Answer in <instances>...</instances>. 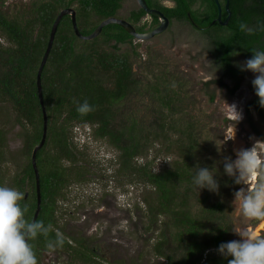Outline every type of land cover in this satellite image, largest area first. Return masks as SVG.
Returning a JSON list of instances; mask_svg holds the SVG:
<instances>
[{
	"label": "trees",
	"instance_id": "trees-1",
	"mask_svg": "<svg viewBox=\"0 0 264 264\" xmlns=\"http://www.w3.org/2000/svg\"><path fill=\"white\" fill-rule=\"evenodd\" d=\"M175 1L174 8L163 7L158 1L153 6L168 19L195 23L196 31L209 38L217 67L237 83L231 91L234 94L244 77V71L236 67L237 59L246 60L252 50H264V30L256 28L257 22L264 23V0H229L228 27L212 24L217 15L215 0ZM123 2L34 0L14 11L6 8L4 2L0 4V111L2 115L7 114L4 109L9 106L17 126L24 133L28 131L23 135V155L27 161L13 181L16 190L25 193L20 204L27 208L25 219L28 221L34 220L38 203L32 152L42 139L44 123L37 73L51 27L62 10L76 6L78 29L82 35H89L103 20L117 18ZM146 15L139 8L125 20L137 24ZM241 23L252 27L253 32L241 31ZM147 27L140 26L138 32L145 33ZM134 40L118 25L106 26L93 40H80L74 33L70 16L61 20L41 76L48 128L45 145L36 157L41 205L35 220L51 228L47 237L38 235L29 243L38 261L40 252L49 250L47 242L55 239L61 216L59 204L69 200L71 185L88 181L89 172L80 166L86 156L78 152L71 129L89 125L94 138L105 140L119 154L117 173L130 177L129 183L138 181L142 184H136L149 187L141 200L146 207L144 216L149 219L147 232L157 231L158 219L165 217L152 245L155 256L165 259L164 264H227L231 257L221 256L216 248L232 238L231 205L223 195L230 185L234 187L233 178L223 173L217 161L209 159L217 151L207 143V136L197 134L199 122L183 114L186 106L178 95L183 86L181 81L163 72L162 76H154L153 82H144L145 78L135 71L140 55ZM215 83L204 84L205 95L211 103L215 101V94L209 89ZM137 96L151 98L156 112L153 122L128 114L126 105L138 99ZM85 100L92 110L80 114L76 111L77 102ZM252 109L264 119V108L256 95L248 106V117ZM5 132L0 125V186L6 180L3 174L7 163ZM155 142L168 143V153L175 152L177 156L176 161L159 172H154L149 162L136 163ZM211 149L215 152L210 153ZM196 167L212 169L220 185L217 194L194 187L192 176ZM193 207L198 208L197 212ZM150 241L146 239V243ZM87 244L84 239L64 238V244L54 249L69 253L75 263L94 264L91 258L96 256V251ZM206 251L209 253L204 256Z\"/></svg>",
	"mask_w": 264,
	"mask_h": 264
},
{
	"label": "rangeland",
	"instance_id": "rangeland-1",
	"mask_svg": "<svg viewBox=\"0 0 264 264\" xmlns=\"http://www.w3.org/2000/svg\"><path fill=\"white\" fill-rule=\"evenodd\" d=\"M32 1L34 0H0V4L4 2L6 8L14 11L16 7L28 6ZM161 1L172 6L170 0ZM75 8L73 6L72 9ZM138 9L137 0H124L117 18H128L132 11ZM147 19L141 24H148ZM134 45L138 47L140 55L135 71L145 78L144 82H153V77L162 76L163 72L167 76L172 74L176 80L181 81L183 86L178 95L186 106L183 114L199 122L200 132L197 134L207 136V143L212 144L217 151L214 153L215 150L211 149L210 153L214 154L209 159L217 161V165L223 167L225 157L235 159L236 151L251 148L257 141L256 151L264 158V119L254 109L251 110L250 117L247 115L248 106L255 99L251 84L253 73L244 71L239 88L231 94L237 86L236 81L224 76L217 67V60L210 51L209 38L196 31L188 22L174 21L163 34L144 42L134 40ZM244 61L242 57L237 59L238 63ZM208 81L216 82L209 89L215 94L213 103L209 102L204 91V84ZM137 98L139 100L127 103L128 114L134 113L153 122L156 112L151 106V98ZM233 104L241 112L242 118L239 121H236L230 107ZM4 110L8 112L2 115L0 111V125L6 131L7 141V163L3 168L6 179L4 186L16 189L14 178L21 173L27 161L23 155V135L28 134V131L24 133L17 126L9 106ZM88 129L89 127L80 126L71 129L78 152H83L86 156L80 166L89 172L86 177L88 181L82 185H71L69 200L59 204L61 216L56 231L68 241L72 237L84 239L96 251V256L91 260L98 264H164L165 259L155 256L152 245L165 217L158 219L160 223L157 231L146 230L149 219L144 216L146 207L142 203V197L150 190L149 187L136 184H142L138 181L129 183L130 177L118 174L115 161H119V154L105 140H98L88 134ZM83 134L90 137L89 142ZM168 147V143L155 142L150 145L146 155L136 159V163L144 165L149 162L153 171L159 172L177 159L175 152L168 153ZM254 182L257 181L247 185H235L233 182L234 187L230 185L223 195V199H229L231 205L229 218L234 222L231 240H239L238 234L244 231L264 235V220L254 221L244 217L242 201L234 198L235 191L240 188L250 189ZM194 210L197 212L198 208ZM147 238L151 240L149 243H146ZM59 250H42L38 256V264H81L75 263L69 253Z\"/></svg>",
	"mask_w": 264,
	"mask_h": 264
},
{
	"label": "clouds",
	"instance_id": "clouds-1",
	"mask_svg": "<svg viewBox=\"0 0 264 264\" xmlns=\"http://www.w3.org/2000/svg\"><path fill=\"white\" fill-rule=\"evenodd\" d=\"M239 28L246 33L254 30L245 23H241ZM256 28L264 30V23L257 22ZM251 52V57L243 63H237L236 67L240 71H250L254 74L251 84L258 97L259 105L264 108V50H252ZM230 107L236 121H239L242 118L241 112L237 111L235 104ZM91 110L92 106L87 100L77 102L76 111L78 113L86 114ZM85 127H89L88 134L92 135V128L89 125ZM84 136L89 142L90 137ZM257 142L251 148L236 151L235 159L225 157L223 162V173L232 177L235 184L247 185L253 180L257 181L250 189L240 188L234 193V198L242 201L243 216L254 221L264 220V158L256 151ZM194 169L192 176L194 187L217 194L220 185L214 179L215 173L212 169L208 167ZM23 196L22 192L14 188L0 186V264H38L36 253L29 241L38 235L47 237L51 228V225L46 226L41 221L25 219L27 208H22L20 204ZM238 235L239 240L220 243L216 252L225 258L231 257L227 264H264V235L247 231ZM63 244L64 238L57 231L55 239L47 242V248L51 250ZM208 253L209 251H206L204 256Z\"/></svg>",
	"mask_w": 264,
	"mask_h": 264
},
{
	"label": "water",
	"instance_id": "water-1",
	"mask_svg": "<svg viewBox=\"0 0 264 264\" xmlns=\"http://www.w3.org/2000/svg\"><path fill=\"white\" fill-rule=\"evenodd\" d=\"M227 5H226V10L227 13L230 15V11H229V0H227ZM217 6H219L218 0H215ZM137 3L139 5V7L141 9H143L147 14L155 16V17H159L161 19V24L160 26L153 30L152 32H148V33H138L136 31V29L134 28L133 25H131L129 22L122 20V19H117V18H108L106 20H103L97 27L96 29L89 35H82L81 32L78 29L77 26V22H76V12L74 9L69 8V9H64L62 10L59 15L57 16V18L55 19L51 30H50V35H49V39H48V43H47V47L42 59V62L40 64L38 73H37V89H38V97H39V101L42 107V111H43V117H44V123H43V134H42V139L39 143V145H37L33 152H32V164H33V168L35 170L36 173V180H37V197H38V203H37V210L34 216V220L37 218L39 211H40V205H41V199H40V188H39V176H38V172H37V166H36V157H37V153L38 151L45 145L46 142V138H47V128H48V118H47V114H46V110H45V106H44V99H43V90H42V83H41V76H42V71L43 68L45 67V64L48 60L49 54L51 52L54 40H55V36L58 30V27L60 25L61 20L66 16L69 15L71 18V22H72V27L74 30L75 35L77 36V38H79L80 40H85V41H90L93 40L95 38H97L101 32L103 31V29L106 26L109 25H118L120 27H122L130 36H132L134 39L144 42L147 40L152 39L154 36L159 35L163 32H165L168 27H169V20L160 12L156 11V10H152L151 8L148 7L147 3L145 0H137ZM219 8V7H218ZM220 12V10H219ZM230 16H228V18L225 20V22L221 23L222 25L227 24L228 20H229ZM218 20L221 21V17L219 15Z\"/></svg>",
	"mask_w": 264,
	"mask_h": 264
},
{
	"label": "flooded vegetation",
	"instance_id": "flooded-vegetation-1",
	"mask_svg": "<svg viewBox=\"0 0 264 264\" xmlns=\"http://www.w3.org/2000/svg\"><path fill=\"white\" fill-rule=\"evenodd\" d=\"M146 1V3H147V1L148 0H145ZM155 1H158V3L160 4V5H162L163 7H166V8H174V7H176V5H177V2L175 1V0H170L171 2V4H172V6H168L167 4H165V3H163L161 0H150V5H148V3H147V5H148V7L149 8H151L152 10H156V11H158V12H160V13H162L164 16H165V14L163 13V11H161V10H158V9H156V8H154V4L153 3H155ZM149 2V1H148ZM227 0H218V3H219V6H217V4H216V6H217V15H216V17L215 18H213V20H212V24L213 25H216V24H218V25H220V26H222V27H228L229 26V21H230V19H231V12H230V15L227 13V10H226V5H227ZM167 5V6H166ZM139 6V5H138ZM150 6H152V7H150ZM219 7V8H218ZM140 8V7H139ZM219 10H220V12H219ZM136 11V10H135ZM230 11V10H229ZM134 11H132L131 13H133ZM147 14V13H146ZM219 15H220V17H221V21H219L218 20V17H219ZM228 16H230V18H229V20H228V22H227V24H224V25H222L221 23H223V22H225V20L228 18ZM166 17V16H165ZM148 18V19H147ZM167 18V17H166ZM126 19H129V17L128 18H126ZM144 19H147V20H149V22H148V24L145 22L144 24H141V22H143V20ZM157 21H156V20ZM168 19V18H167ZM156 22H155V21ZM169 20V27H168V29L173 25V23H174V21H178V20H171V19H168ZM126 21H128V20H126ZM131 25H133L134 26V28L136 29V31L138 32V29H139V27L140 26H143V25H147L148 27L145 29L146 30V32L145 33H148V32H152L153 30H155V29H157L159 26H160V24H161V19L159 18V17H155V16H152V15H149V14H147L145 17H143V18H141V21L139 22V23H137V24H133L132 23V21H128ZM190 23V22H189ZM192 25V27L196 30L197 29V26H196V24L194 23V25H193V23L191 24ZM167 29V30H168ZM166 30V31H167ZM165 31V32H166ZM139 33V32H138ZM141 33H143V32H141ZM164 33V32H163ZM163 33H161V34H163ZM161 34H159V35H161ZM158 35H156V36H154L153 38H155V37H157ZM152 38V39H153ZM151 40V39H150ZM254 184H255V182H254ZM96 264H98V263H96Z\"/></svg>",
	"mask_w": 264,
	"mask_h": 264
},
{
	"label": "bare ground",
	"instance_id": "bare-ground-1",
	"mask_svg": "<svg viewBox=\"0 0 264 264\" xmlns=\"http://www.w3.org/2000/svg\"><path fill=\"white\" fill-rule=\"evenodd\" d=\"M254 181V180H253Z\"/></svg>",
	"mask_w": 264,
	"mask_h": 264
}]
</instances>
